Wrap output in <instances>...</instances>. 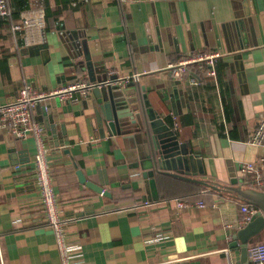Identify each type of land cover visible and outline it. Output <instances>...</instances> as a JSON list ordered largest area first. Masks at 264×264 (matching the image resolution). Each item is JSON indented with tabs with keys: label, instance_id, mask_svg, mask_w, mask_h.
Listing matches in <instances>:
<instances>
[{
	"label": "crops",
	"instance_id": "0c3cea01",
	"mask_svg": "<svg viewBox=\"0 0 264 264\" xmlns=\"http://www.w3.org/2000/svg\"><path fill=\"white\" fill-rule=\"evenodd\" d=\"M9 3L15 18L42 10L43 41L26 46L0 19V105L12 101L23 83L42 90L90 83L86 51L96 78L110 70L143 73L138 85L193 156L196 179L221 185L236 179L235 187L264 191V182L254 187L239 170L243 163H261L264 179V147L247 144L264 115V0ZM213 50L222 53L215 78L191 68L175 80L164 69L182 56ZM134 105L140 113V104ZM95 109L92 91L76 104L45 99L34 109L46 131L67 237L80 247L75 264H248L232 244L247 203L181 178V189L160 200L158 188L146 187L133 167L138 125L129 127L130 134L112 135L104 124L100 133ZM34 152L31 137L0 132V264H61L35 185ZM168 176L163 183L173 182ZM87 182L101 184L110 196ZM145 200L152 204L144 206ZM177 201L188 206L179 208ZM261 233L250 242L264 240Z\"/></svg>",
	"mask_w": 264,
	"mask_h": 264
},
{
	"label": "built area",
	"instance_id": "2783aa9c",
	"mask_svg": "<svg viewBox=\"0 0 264 264\" xmlns=\"http://www.w3.org/2000/svg\"><path fill=\"white\" fill-rule=\"evenodd\" d=\"M0 19L8 21L10 35L16 39V35L19 34L26 46L42 43L41 29L44 23L40 8H35L30 13L23 11L18 18H15L9 0H0ZM14 19L17 20L14 21ZM221 56L222 53L218 50L198 51L167 63L164 69L175 80H181L191 68L199 70L208 77L215 78V63ZM108 74L109 77H112V81L109 83L118 86L138 83L143 77V73L117 76L114 70H110ZM91 88V83L82 81L48 90L35 89L31 85L23 83L12 101L0 105V132H6L15 139L31 137L34 141L35 152L32 165L35 185L45 221L54 237L61 264H75L80 254V247L76 242L68 240L67 223L62 217L50 172L46 131L41 124L35 121L34 109L38 102L45 99L79 103L90 93ZM247 144L264 147V115L258 119L254 129L249 134ZM260 168L261 163L247 162L243 163L239 170L254 187L259 188L264 182ZM151 204V200L143 201L144 206ZM176 204L179 208L188 206L184 201H177ZM197 206L203 207L204 204L199 202ZM240 209L243 212L242 225H245L257 212V208L247 204L241 205ZM246 252L248 264H264V242H249Z\"/></svg>",
	"mask_w": 264,
	"mask_h": 264
},
{
	"label": "water",
	"instance_id": "95a60500",
	"mask_svg": "<svg viewBox=\"0 0 264 264\" xmlns=\"http://www.w3.org/2000/svg\"><path fill=\"white\" fill-rule=\"evenodd\" d=\"M85 61L88 77L92 84L91 91L95 98L96 123L99 125L100 133H102L104 124L112 135L130 134L129 127L138 125V157L133 167L141 171L140 177L146 183V187H155V174H167L209 187L257 208L256 214L233 235L232 244H238L242 257L245 258V261L248 260L247 244L264 230V191L242 190L235 187L236 179L231 180L229 185L196 179L195 176L199 171L196 170L193 156L183 148V144L178 140L169 120L161 117L158 110L152 107L147 99L145 87H140L138 83L126 86L113 85L109 83L112 81V77L109 76L96 78L86 51ZM235 65L239 66L238 60L235 61ZM129 85H135L134 91H127ZM135 90L136 95L134 94ZM136 102L140 104V113L134 110ZM128 137L136 138V136ZM78 177L81 182H84V177L81 174H78ZM86 186L97 193L110 196V193L105 191L101 184L87 182Z\"/></svg>",
	"mask_w": 264,
	"mask_h": 264
},
{
	"label": "trees",
	"instance_id": "16d2710c",
	"mask_svg": "<svg viewBox=\"0 0 264 264\" xmlns=\"http://www.w3.org/2000/svg\"><path fill=\"white\" fill-rule=\"evenodd\" d=\"M167 176L168 175L160 174V173H157L154 176L155 187L158 188V193H159L158 198H160V200H165V199L171 198V196L168 195L171 193H168V192L169 191H175L176 189H181L180 183L184 182L178 178L175 179V178H170L168 176L171 179V181H173V182H170V183L167 182L165 184V183H163V181H164V177H167ZM184 183H186V181ZM193 185H195V184H193ZM198 186L199 185H197V188L200 189V187H198ZM183 192H186V191H183ZM180 198L181 199H188L189 197L188 196H181ZM261 234L262 233H260L258 236L261 237ZM260 242H264L263 238H262V240L260 239Z\"/></svg>",
	"mask_w": 264,
	"mask_h": 264
}]
</instances>
